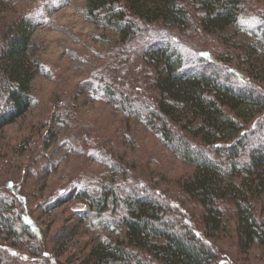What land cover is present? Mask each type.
Wrapping results in <instances>:
<instances>
[{
	"label": "trees",
	"instance_id": "16d2710c",
	"mask_svg": "<svg viewBox=\"0 0 264 264\" xmlns=\"http://www.w3.org/2000/svg\"><path fill=\"white\" fill-rule=\"evenodd\" d=\"M260 3L262 10L248 16V0H86V17L118 35V59L129 53L140 70L129 85L106 81L90 88L193 167L176 187L198 207L203 235L181 222L171 202L150 186L117 185L90 205L98 212L118 210L115 224L122 234L100 238L83 264H216L205 238L227 233H234L239 252L257 247L264 255ZM34 24L29 16L13 21L1 37L0 129L33 103L31 81L41 70L30 58ZM190 29L198 40L209 39L210 50L186 41ZM14 222L9 201L0 198L3 240L17 235Z\"/></svg>",
	"mask_w": 264,
	"mask_h": 264
},
{
	"label": "rangeland",
	"instance_id": "374dc122",
	"mask_svg": "<svg viewBox=\"0 0 264 264\" xmlns=\"http://www.w3.org/2000/svg\"><path fill=\"white\" fill-rule=\"evenodd\" d=\"M248 1L245 15L262 10V0ZM85 5L86 0H0V47L13 21L29 16L36 44L30 58L41 65L31 81L32 105L0 129V198L9 201L18 232L5 240L0 235L3 264H83L100 238L122 234L115 224L118 210L98 212L90 205L117 185L150 186L171 202L181 222L203 235L198 207L176 187L193 167L90 88L106 81L129 85L140 70L133 55L118 59V35L89 20ZM186 41L212 47L195 34ZM234 236L205 238L216 264H264L259 248L239 252Z\"/></svg>",
	"mask_w": 264,
	"mask_h": 264
}]
</instances>
